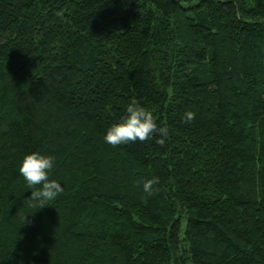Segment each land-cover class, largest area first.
<instances>
[{
  "label": "trees",
  "instance_id": "1",
  "mask_svg": "<svg viewBox=\"0 0 264 264\" xmlns=\"http://www.w3.org/2000/svg\"><path fill=\"white\" fill-rule=\"evenodd\" d=\"M131 100L163 144L104 141ZM0 264H264V0H0Z\"/></svg>",
  "mask_w": 264,
  "mask_h": 264
},
{
  "label": "clouds",
  "instance_id": "2",
  "mask_svg": "<svg viewBox=\"0 0 264 264\" xmlns=\"http://www.w3.org/2000/svg\"><path fill=\"white\" fill-rule=\"evenodd\" d=\"M188 119H191L189 116ZM167 135L165 129L158 128L153 115L136 100H131L125 107L124 114L114 123L107 126L103 139L112 146L124 145L130 142H144L156 138L163 144ZM56 164V157L44 154L39 150L25 152L19 162V174L28 185L32 206L42 209L54 201L64 188L56 179L50 178ZM155 179L142 181L143 191L151 195Z\"/></svg>",
  "mask_w": 264,
  "mask_h": 264
}]
</instances>
